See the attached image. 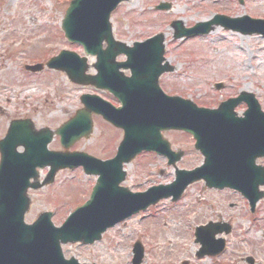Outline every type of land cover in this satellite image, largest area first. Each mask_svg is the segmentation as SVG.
Wrapping results in <instances>:
<instances>
[{
	"label": "rangeland",
	"instance_id": "374dc122",
	"mask_svg": "<svg viewBox=\"0 0 264 264\" xmlns=\"http://www.w3.org/2000/svg\"><path fill=\"white\" fill-rule=\"evenodd\" d=\"M69 1L0 0V138L5 134L8 122L14 119H29L35 129L55 130L81 107L80 94L91 92L68 83L61 73L43 69L39 76L40 73L24 70V65L44 64L60 50H70L82 57L81 49L69 45L60 30ZM159 3L169 4L170 9L167 12L154 11V6ZM214 13L264 19V0H242L241 4L239 0H129L111 14L110 22L115 39L129 45L145 41L156 33L164 34L165 57L174 67L172 73L161 78L167 93L190 94L198 103L211 105L219 99L222 101L227 97L224 95L238 87L255 94L264 110V38L252 35L240 39L236 34L216 29L203 37L172 40L170 22L180 21L188 28L196 22L209 21ZM88 63L92 61L88 59ZM88 73L93 74L91 68ZM214 83H223L224 88L217 91L213 88ZM164 136L176 149L187 151L184 164L180 166L188 168L198 163V160H193L192 143L188 138L181 140L172 133ZM120 139L119 131L94 119L89 139L75 142L71 149L100 159L109 158ZM48 148L60 150L57 137ZM126 171L123 186L133 191H143L150 185L168 184L173 179V169L168 168L163 159L150 160L148 156L126 166ZM45 172H39L40 179ZM55 180L52 185L29 192L27 223L42 211H52V221L59 226L75 205L86 199L89 186L94 182V179L84 177L80 170L58 174ZM196 198L198 204L193 207ZM206 199L211 206L206 205ZM209 199L191 188L185 200L169 211L167 207L171 202L159 204L156 209L161 208L162 212L157 217L150 218L147 214L132 217L107 231L91 247L78 244L64 246V256H74L87 264H131V247L138 240L145 252L142 264H181L184 260L191 263L195 252L189 230L191 222H205L221 211L233 218L242 217V223L236 222L232 229L229 250L222 261L243 264L242 258L252 256L258 264H264V245L260 240V232L264 230V201L259 205V216L263 218L257 220L259 225L251 233L246 234L245 225L250 219L248 215L246 217L243 201L231 196ZM228 204L232 205L231 208ZM194 208L200 216L195 217ZM209 262L201 260L194 264Z\"/></svg>",
	"mask_w": 264,
	"mask_h": 264
},
{
	"label": "water",
	"instance_id": "95a60500",
	"mask_svg": "<svg viewBox=\"0 0 264 264\" xmlns=\"http://www.w3.org/2000/svg\"><path fill=\"white\" fill-rule=\"evenodd\" d=\"M122 0H75L71 3L70 7L66 11L65 19L62 22V29L65 31L66 36L72 40H79L84 33L92 34V29H101V36L107 42L110 41L108 37L110 36L108 31H103V23L106 22L108 14L115 5ZM158 9H164L163 6L157 7ZM246 21L250 24V27H240L238 25H230L229 21L226 19L219 22V18L211 21L207 24H198L195 28L183 31L180 25L174 24L176 29L175 38H180L186 35L192 34H204L211 30V25L221 24L225 28H230L234 30H240L243 33H258L264 36V21L261 20H249L241 19L238 22ZM103 22V23H101ZM107 25V24H106ZM147 44L156 45V49H161L162 37H155L147 41ZM87 52H94L92 48L86 47ZM69 56H74L62 52L59 57L51 59L47 66L49 68H56L64 71L68 77L77 82L80 81V76L82 74L75 69H71L70 65L65 64V60ZM39 68V67H36ZM165 67L161 68V71L165 70ZM40 69V68H39ZM160 71V72H161ZM93 82V79L91 80ZM85 117L82 113H78L77 116L64 127L56 131L61 139L60 142L64 148L70 144V142L79 136L83 135L86 131L87 134L90 131V122L88 118L90 116V106L86 104ZM165 110V109H163ZM95 113H101L100 110L94 111ZM103 117L111 122L113 125L122 127L124 129V139L119 146V152L117 156L120 157L119 166L121 162L129 161L134 155L142 150L154 149L156 143L159 141L145 137L147 135L146 131H137L136 134H132L131 129L129 130L124 123L120 120L111 117L109 114L103 112L101 113ZM163 114V113H162ZM164 117H168L169 114H163ZM87 116V117H86ZM167 119L174 120L173 116H169ZM82 124V125H81ZM27 125V124H26ZM85 126V128L83 127ZM23 128V129H20ZM167 128H181L176 126L175 123L168 125ZM184 129L189 127H183ZM86 134V135H87ZM137 135L139 137H137ZM51 133L44 130L43 132L35 133L30 125L26 127L17 122H12L9 126L7 135L0 141V155L1 161V172H7L6 167L13 165L15 158L20 160L28 159L27 161H20L19 170L22 174H18L20 177L24 178V171L31 173L34 176L36 182V173L33 169L26 170V166L30 165V162L37 166H44L51 164L52 170L48 175L46 181L42 185H30L32 188H37L45 185L52 180L55 170L66 163V158L62 157L61 154L48 153L46 151V143L50 141ZM38 145V147H37ZM23 146L25 152L18 154L16 152V147ZM15 157L14 160L11 157ZM51 157V158H49ZM16 162V160H15ZM101 166L100 163H96ZM99 170V169H98ZM97 170V171H98ZM120 179V177H119ZM118 179V180H119ZM28 180L14 178L10 173L8 174V179L5 174L0 176V197L1 199H7L11 195H15L18 189H26L28 186ZM183 188V185L179 181L174 182L171 186L163 188L164 193H160V196H168L172 194L173 201L176 200ZM11 190V192H10ZM92 195L89 204H86L82 208H78V213L75 216H71L72 219L69 220L68 228H62L55 230L51 227L48 222V216L44 218V222L36 223L31 227H26L22 223V210L18 213V218L10 222L7 225L6 222H0V264H64L61 260V255L59 251V242H65L70 239V241L79 240L82 242H89L95 239H99L100 233L105 230L107 226L113 225L115 222L124 219L125 217L132 214L135 211L134 202L130 199V203H126L122 206V212L120 210H110L105 209L107 207H102L101 201L98 199L99 193L96 192ZM25 197V192L23 191L22 197ZM23 197V198H24ZM25 202V199H24ZM28 206V204H27ZM26 206V208H27ZM1 207V201H0ZM113 215L109 220L108 216ZM206 244L203 243V248H206ZM140 253V251H139Z\"/></svg>",
	"mask_w": 264,
	"mask_h": 264
},
{
	"label": "flooded vegetation",
	"instance_id": "af4514ba",
	"mask_svg": "<svg viewBox=\"0 0 264 264\" xmlns=\"http://www.w3.org/2000/svg\"><path fill=\"white\" fill-rule=\"evenodd\" d=\"M195 159H197V160H199L200 158H199V156H197V157H194ZM240 158V156H237V155H235V156H233V159H239ZM255 163H256V165L257 164H259V165H261V163H262V160H257L256 159V161H255ZM223 175L224 176H227V177H241V176H243V175H245V173H243V172H238V171H235V172H225V173H223ZM193 185H195V189L194 190H197L200 194H205L207 197H208V199H209V196H211L212 195V198H213V196L216 198V197H221V196H228V197H236L237 199H239L241 196L240 195H238V194H236V193H233L232 191H230L229 189H206V187H205V185H204V182H202V181H199V182H197V183H195V184H193ZM230 195V196H229ZM212 198H210L209 200L211 201L212 200ZM223 198V197H222ZM224 200H225V198H223ZM236 199V200H237ZM241 199V198H240ZM239 199V200H240ZM196 201H193V207H195L197 204H198V201H197V198L195 199ZM243 199H241L240 201H242ZM206 201H208L207 199H206ZM243 202H245L244 200H243ZM206 205H209V206H211L210 205V202L208 201L207 203H206ZM228 206H229V204H228ZM231 206L232 205H230L229 206V208H231ZM258 204H257V206H256V211H258L257 209H258ZM244 207H245V205H244ZM195 210L193 211V213L195 214V217L196 216H198L199 215V213H198V211H196V208H194ZM227 211L228 212H230V210L229 209H227ZM200 216V215H199ZM241 216H239L238 218H233L230 214H226V213H222L221 211H220V213L219 214H217L216 216H215V218H213V219H208V220H206L205 222H202V223H195L196 224V226L198 225H205L206 223H213V224H218V226L216 227V230L217 231H223V230H225L228 226H230V227H235V223L236 222H240V224L242 223V220H241ZM235 219V220H234ZM239 224V225H240ZM230 236H231V234H228V235H225V234H220L219 235V237H223L224 239H225V241L226 242H229V240H230ZM218 264H228V262H223L222 261V259H221V261L218 263Z\"/></svg>",
	"mask_w": 264,
	"mask_h": 264
},
{
	"label": "bare ground",
	"instance_id": "6f19581e",
	"mask_svg": "<svg viewBox=\"0 0 264 264\" xmlns=\"http://www.w3.org/2000/svg\"><path fill=\"white\" fill-rule=\"evenodd\" d=\"M241 39V38H240Z\"/></svg>",
	"mask_w": 264,
	"mask_h": 264
}]
</instances>
